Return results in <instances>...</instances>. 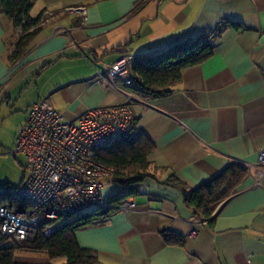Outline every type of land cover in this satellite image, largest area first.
Segmentation results:
<instances>
[{
  "label": "crops",
  "instance_id": "obj_1",
  "mask_svg": "<svg viewBox=\"0 0 264 264\" xmlns=\"http://www.w3.org/2000/svg\"><path fill=\"white\" fill-rule=\"evenodd\" d=\"M77 6L85 18L69 9ZM40 10L39 29L16 62L7 54L21 28L0 10L1 115L25 117L38 99L67 119L125 102L129 84L99 76L108 64L163 50L222 18L238 22L222 30L210 56L182 70L169 93L133 94V125L152 143L153 176L139 183L132 208L74 235L96 256L90 264H264V172L255 182L256 169L264 171L257 163L264 147V0H34L29 14ZM233 161L246 174L209 218L162 182L171 173L194 187Z\"/></svg>",
  "mask_w": 264,
  "mask_h": 264
},
{
  "label": "built area",
  "instance_id": "obj_2",
  "mask_svg": "<svg viewBox=\"0 0 264 264\" xmlns=\"http://www.w3.org/2000/svg\"><path fill=\"white\" fill-rule=\"evenodd\" d=\"M69 9L85 18L83 6ZM133 58L121 55L99 76H115L130 84ZM131 99L132 92L125 102L87 107L73 119L65 118L47 100L30 104L9 151L24 157L22 177L14 189L20 206L0 202V235L7 245L30 246L39 236L52 234L60 219L85 208L114 206L126 211L135 205L132 195L109 202L104 188L113 185L112 166L97 153L132 123ZM257 163L264 166V147L257 151ZM263 172L256 169V183ZM194 232L191 225L188 234Z\"/></svg>",
  "mask_w": 264,
  "mask_h": 264
},
{
  "label": "trees",
  "instance_id": "obj_3",
  "mask_svg": "<svg viewBox=\"0 0 264 264\" xmlns=\"http://www.w3.org/2000/svg\"><path fill=\"white\" fill-rule=\"evenodd\" d=\"M34 0H0V10L20 27L21 32L14 41L7 58L10 62L18 61L27 51L28 44L39 29L38 22L43 10L31 16L29 10ZM238 27V22L222 18L217 26L207 29L195 37H186L173 45L154 52L140 53L134 56L131 63L133 82L129 88L136 96H160L169 93L178 83L182 70L197 64L211 55L214 41L227 26ZM152 149L151 141L141 132H137L133 121L112 142L98 150V156L112 166V192L106 197L115 202L121 197L135 195L138 185L146 176H153L154 167L147 159ZM246 167L239 162H232L213 177L189 187L173 174L169 173L163 183L180 189L183 200L195 215L209 218L214 206L228 196L233 188L245 176ZM15 189V187H14ZM14 189L6 195L0 190V202H9L20 206ZM114 206L106 209L88 208L60 219L56 230L48 237L39 236L30 246L17 247L7 245L0 235V264H35L15 259L18 248L39 249L50 257L62 256L63 264L93 263L96 256L89 248L81 247L75 239L76 229L105 220ZM166 239L170 234L164 232ZM52 264V263H36Z\"/></svg>",
  "mask_w": 264,
  "mask_h": 264
},
{
  "label": "rangeland",
  "instance_id": "obj_4",
  "mask_svg": "<svg viewBox=\"0 0 264 264\" xmlns=\"http://www.w3.org/2000/svg\"><path fill=\"white\" fill-rule=\"evenodd\" d=\"M22 113L18 111L6 112L3 115L0 113V190H3L6 195L16 187L23 173V155L20 153L13 155L9 152L14 148L16 132L23 122ZM15 259L36 264L57 263L63 258L62 256L50 257L39 249L18 248L15 251Z\"/></svg>",
  "mask_w": 264,
  "mask_h": 264
}]
</instances>
